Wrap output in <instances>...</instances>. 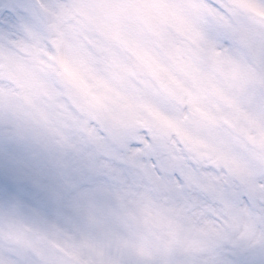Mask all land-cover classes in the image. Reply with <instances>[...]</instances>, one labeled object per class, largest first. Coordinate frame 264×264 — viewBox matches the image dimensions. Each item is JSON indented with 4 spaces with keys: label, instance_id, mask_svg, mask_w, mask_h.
<instances>
[{
    "label": "snow or ice",
    "instance_id": "1",
    "mask_svg": "<svg viewBox=\"0 0 264 264\" xmlns=\"http://www.w3.org/2000/svg\"><path fill=\"white\" fill-rule=\"evenodd\" d=\"M0 264H264V0H0Z\"/></svg>",
    "mask_w": 264,
    "mask_h": 264
}]
</instances>
